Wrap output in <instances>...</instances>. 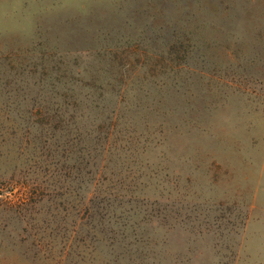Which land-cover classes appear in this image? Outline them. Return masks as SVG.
<instances>
[{
    "label": "rangeland",
    "instance_id": "374dc122",
    "mask_svg": "<svg viewBox=\"0 0 264 264\" xmlns=\"http://www.w3.org/2000/svg\"><path fill=\"white\" fill-rule=\"evenodd\" d=\"M0 264H264V0H0Z\"/></svg>",
    "mask_w": 264,
    "mask_h": 264
},
{
    "label": "trees",
    "instance_id": "16d2710c",
    "mask_svg": "<svg viewBox=\"0 0 264 264\" xmlns=\"http://www.w3.org/2000/svg\"><path fill=\"white\" fill-rule=\"evenodd\" d=\"M126 82V81H125ZM125 84V83H124ZM122 97L119 95V99H121ZM118 102H120V100H118ZM117 111H114L113 112V116H112V118L115 120L116 118H117Z\"/></svg>",
    "mask_w": 264,
    "mask_h": 264
}]
</instances>
